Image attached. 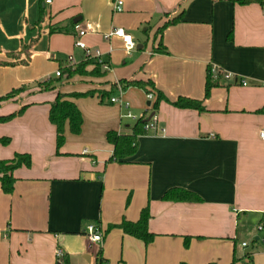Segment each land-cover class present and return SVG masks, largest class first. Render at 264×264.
Listing matches in <instances>:
<instances>
[{
	"label": "crops",
	"instance_id": "1",
	"mask_svg": "<svg viewBox=\"0 0 264 264\" xmlns=\"http://www.w3.org/2000/svg\"><path fill=\"white\" fill-rule=\"evenodd\" d=\"M113 2L0 0V63L13 64H0V97L25 85L0 101V116L26 106L0 122V136L10 139L0 143V160L31 159L14 170L11 193L0 184V264H59L63 255L69 264H96L99 249L103 264H244L247 253L264 264V1L122 0L119 12ZM76 25L89 56L75 45ZM114 27L131 35L132 50L107 37ZM38 37L46 43L33 45ZM81 63L84 72L55 89L37 86L60 77L61 66ZM132 80L153 85L123 88L136 119L121 117L127 109L109 101L118 96L116 81ZM155 90L167 99L157 108ZM58 93L90 95L71 98L81 131L71 133L66 122L57 151L49 109ZM178 97L201 100L205 109L178 108L171 104ZM141 117L153 118L154 128L138 137L126 162L112 160L107 133L131 134ZM170 188L199 199H164ZM145 207L151 243L108 230L136 222ZM90 224L101 243L88 239Z\"/></svg>",
	"mask_w": 264,
	"mask_h": 264
},
{
	"label": "trees",
	"instance_id": "2",
	"mask_svg": "<svg viewBox=\"0 0 264 264\" xmlns=\"http://www.w3.org/2000/svg\"><path fill=\"white\" fill-rule=\"evenodd\" d=\"M234 2H238L241 4H246L250 2V0H232ZM175 17L169 22L165 23L162 27L158 29V32L161 33L163 29L169 24H175L179 21V18ZM2 65H13L12 63H0ZM84 64L73 66H61L59 68L60 77L52 79L46 78L41 82H37V86L41 91L55 89L56 85L59 84L62 80H67L73 77L76 73H83ZM96 70V71H95ZM99 70V66H96L92 72L96 73ZM122 88H126L128 86H136L146 88L147 86H152L151 81H142V80H132V81H120ZM213 84L210 82L208 77L205 84V97L209 95L210 89ZM25 89L24 86L14 88L4 96L0 97V101L8 100L13 98L20 92ZM151 91L154 88H150ZM149 92V91H148ZM156 99L154 101V107L157 108L160 101L167 100L166 97L162 94L161 91L155 90ZM90 95V93H71V94H62L58 93L55 99L50 103L49 109V121L55 126L56 129V148L58 149L63 145L65 141L64 136V126L67 122L69 125V130L73 134H79L82 126V115L77 108L74 101L71 98H78ZM104 96V94H102ZM174 106L178 108H191L198 111H203L205 108L202 104L201 100L192 99L188 97H178L175 101L171 102ZM26 106H23L17 112H13L6 116H0V122H7L14 118L17 115H20ZM148 123V120L144 118H138L132 128L131 134H118L115 131H109L106 135L107 141L113 145V155L112 160L118 162H126L127 158L134 155L137 149L138 137L145 133V125ZM10 142L9 137H1L0 143L2 145H7ZM31 164L30 155L27 153H18L12 159L9 160H0V184L1 188L5 193H11L13 189V183L15 178L13 177V172L16 168L20 166L29 167ZM167 200H182V201H196L199 197L190 191L180 189V188H170L165 191L162 196ZM150 218V214L148 208L145 207L142 209L140 213V217L136 222H127L123 221L119 225H111L108 227V230L113 227H119L125 234L135 237L137 239L142 240L146 245L151 243L155 237V235L149 231L148 229V221ZM264 228V222H263ZM187 245V241H186ZM247 261L244 264H253V255L252 253H247L245 255ZM235 259L230 264L235 263ZM105 259L101 255V249L98 250L96 264H103ZM59 264H69L66 257L63 255ZM179 264H187L186 262H180Z\"/></svg>",
	"mask_w": 264,
	"mask_h": 264
},
{
	"label": "built area",
	"instance_id": "3",
	"mask_svg": "<svg viewBox=\"0 0 264 264\" xmlns=\"http://www.w3.org/2000/svg\"><path fill=\"white\" fill-rule=\"evenodd\" d=\"M51 0H46V3H49ZM264 1V0H263ZM122 0H114L113 2V10L116 12H119L122 10ZM76 28L78 29V38L75 41V45L81 49L84 50L85 55L89 56V49L87 48L86 44L83 42L82 37L85 35V30L84 29H80L78 25H76ZM111 36H115L117 38H120L124 49L129 52L130 50H132L134 48V42L132 40V37L130 34H128L125 29H123L122 27H114L112 28V30L108 33L107 37H111ZM95 56L98 57L100 56V53L98 50L95 51ZM69 60H71V56L68 57ZM56 76H60V71L57 70L55 72ZM230 75L227 74L225 75L226 78H228ZM242 85H245L246 82L243 80L241 81ZM115 88L117 90L118 96H112L109 98V101L111 103H122L123 106L127 109L126 113L122 114L121 117H128V118H133L136 119L135 115H133L129 110V104L127 102H124L121 99V94L123 92V88L120 84L119 81L115 82ZM147 99L149 101H152L154 99V95L153 93H147ZM153 118L145 125V130L146 129H153L154 128V123H153ZM260 138L264 141V129L260 131L259 133ZM259 229H262V227L260 226ZM86 235L88 237V239L91 242H97V243H101L102 242V232L99 228H97L95 225L90 224L87 226L86 228ZM243 245H245V243H243ZM56 255L58 257L62 256L61 251L57 250L56 251Z\"/></svg>",
	"mask_w": 264,
	"mask_h": 264
},
{
	"label": "rangeland",
	"instance_id": "4",
	"mask_svg": "<svg viewBox=\"0 0 264 264\" xmlns=\"http://www.w3.org/2000/svg\"><path fill=\"white\" fill-rule=\"evenodd\" d=\"M40 42V44H44V43H46V40L44 41V39H43V37H38V39H35L34 41H33V45H37L38 43ZM84 42V41H83ZM85 43V42H84ZM46 64H49L50 62H53V60H52V58L51 57H47V59H46ZM38 66H39V63H38ZM21 77H25L26 76V74H22V75H20ZM29 84H32V83H29ZM22 85H18V87H21ZM25 86V85H24ZM12 90V89H11ZM10 90V91H11ZM9 91V92H10ZM149 113H147V115H148Z\"/></svg>",
	"mask_w": 264,
	"mask_h": 264
}]
</instances>
